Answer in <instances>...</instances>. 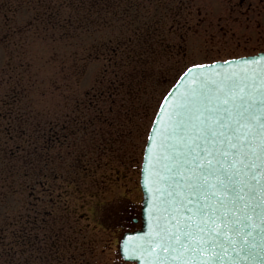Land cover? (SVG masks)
I'll return each instance as SVG.
<instances>
[{"label":"rangeland","instance_id":"rangeland-1","mask_svg":"<svg viewBox=\"0 0 264 264\" xmlns=\"http://www.w3.org/2000/svg\"><path fill=\"white\" fill-rule=\"evenodd\" d=\"M18 1L23 5L27 2L0 0V36L9 35L7 41L0 40L1 107L8 87L17 79L21 83L16 87L19 98L12 109L17 116L10 122L0 117V264H23L25 252L32 264H43L41 259H47L46 264H125L119 257L118 224L106 222L103 215L115 194L111 189L119 186L120 197L128 204L141 203L145 132L163 94L189 63L263 51L264 10L249 11L250 1L253 6L257 4L253 0H242L244 4L239 6L238 0H190L194 2L188 7L191 15L186 14L187 6H182L186 17L175 18L173 28L168 27L172 21L164 14L165 27L159 28L163 47L161 43L154 46L158 45L159 53L163 51L162 57L159 54L145 72L152 75L150 84L146 82L141 90L139 84L130 93L110 87L109 93L119 96L108 104L102 100L106 96L100 99V93L107 95L103 89L107 75L101 85L97 83L106 68H113L106 60L115 48L128 43L129 33L115 38L113 29L109 35L101 28L102 36H109L111 41L108 38L106 43L96 41L92 45L88 43L91 40H83L82 33L80 42L73 40L74 48L68 46L74 43L68 37V45L64 41L61 50L49 34L43 41L27 32L26 43L14 48L11 45L20 38L14 32L23 29L34 13L18 7ZM51 2L49 13L56 7L66 17L72 14L73 0ZM134 2L156 8L157 3L165 5L169 0L127 1ZM14 6L18 7L16 12ZM118 24L123 25L121 21ZM118 24L113 20L117 29ZM77 47L78 70L77 57L71 60L70 55ZM61 51L68 58L59 60L56 55ZM89 57H99L100 61L89 63ZM122 57L124 68H116L126 73L133 70L131 75L143 72V65L136 71L138 56L123 53ZM72 121L75 134L69 135L68 129V136L56 141L37 138L40 124L47 132L56 123L63 122L64 126L68 122L71 128ZM33 122L40 124L36 128ZM102 190L106 193L103 203L98 200ZM50 235L54 242L60 238V249L54 246L46 250Z\"/></svg>","mask_w":264,"mask_h":264},{"label":"snow or ice","instance_id":"snow-or-ice-1","mask_svg":"<svg viewBox=\"0 0 264 264\" xmlns=\"http://www.w3.org/2000/svg\"><path fill=\"white\" fill-rule=\"evenodd\" d=\"M264 55L192 62L145 132L150 231L123 248L143 264H264ZM220 69H224L221 71ZM67 163V161H65ZM112 225L135 206L119 186ZM102 190L98 200L103 203ZM95 208L93 212H95Z\"/></svg>","mask_w":264,"mask_h":264},{"label":"trees","instance_id":"trees-1","mask_svg":"<svg viewBox=\"0 0 264 264\" xmlns=\"http://www.w3.org/2000/svg\"><path fill=\"white\" fill-rule=\"evenodd\" d=\"M122 1L123 0H114L113 1V5L116 8H112V9H109L108 11H104V12L103 11H97V17L96 18L97 19H101V20L102 19H106V18H111V19H114V20H119L121 18V12L124 11V10H121L120 9V6L122 4ZM133 5H135V6H137V5L138 6H141L139 3H135V2L133 3ZM133 11L135 12V14H133L132 16H130L131 19L129 20V23H128L130 25L138 22V15H137L136 11L137 12H139V11L137 9H133ZM124 14L126 15V12H124ZM180 14L181 13H178L176 11L174 15L179 16ZM154 18H155L154 16H147V19L149 21L154 20ZM145 28L147 29L146 30V36H147V39H149L148 40L149 41V44H147L146 42H143L142 43V46H145L146 48L151 49L152 46H150V45H151V42H152L151 37L153 35V29L150 27L149 22L145 25Z\"/></svg>","mask_w":264,"mask_h":264},{"label":"water","instance_id":"water-1","mask_svg":"<svg viewBox=\"0 0 264 264\" xmlns=\"http://www.w3.org/2000/svg\"><path fill=\"white\" fill-rule=\"evenodd\" d=\"M260 55H264V53H261V54H258L256 56H253V57H258ZM260 63H264V61H259ZM221 71H223L224 69H220ZM146 155V153H145ZM144 163V162H143ZM141 187H142V191H143V194H144V201H143V208H146L148 205H147V201L149 200V193L148 191L144 188V180H143V175H142V171H141ZM142 218H143V225H142V228L135 232V233H130V234H126L123 241H122V244H121V251H122V254L124 256L125 259L129 260L124 252H123V248H124V245L126 242H132V241H135L138 237H143V235L147 232L150 231V227H151V218L144 212L142 211ZM131 261H134V260H131ZM135 262L137 264H143V260H135Z\"/></svg>","mask_w":264,"mask_h":264},{"label":"flooded vegetation","instance_id":"flooded-vegetation-1","mask_svg":"<svg viewBox=\"0 0 264 264\" xmlns=\"http://www.w3.org/2000/svg\"><path fill=\"white\" fill-rule=\"evenodd\" d=\"M36 4V3H35ZM31 24H33V22L31 21ZM131 213V212H130ZM132 214V213H131ZM133 215V214H132ZM139 222V218L136 216V214L133 215V217L131 219H125L122 223H119L118 225L120 226V228L124 227V228H136V225ZM26 241L25 245L27 247V244H29V239H30V232L28 235H25ZM27 251V250H25ZM24 251V252H25ZM41 261L43 262V264H46V261L44 259H41ZM17 262L13 261L12 264H16ZM23 264H32L29 255L27 254V252H25V257L23 259ZM125 264H129V263H125Z\"/></svg>","mask_w":264,"mask_h":264}]
</instances>
